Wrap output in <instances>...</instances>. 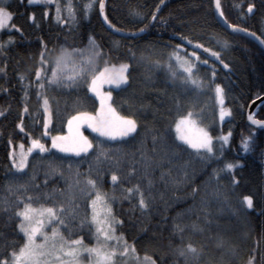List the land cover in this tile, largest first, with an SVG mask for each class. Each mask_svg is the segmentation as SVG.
Wrapping results in <instances>:
<instances>
[{
    "label": "trees",
    "instance_id": "trees-1",
    "mask_svg": "<svg viewBox=\"0 0 264 264\" xmlns=\"http://www.w3.org/2000/svg\"><path fill=\"white\" fill-rule=\"evenodd\" d=\"M58 2L60 20L57 0L44 4L5 0L4 6L14 14L11 24L17 28L0 34V256L23 243L16 209L25 202L69 207L71 200L73 210L60 231L67 239L80 236L86 246L94 244L90 201L95 189L85 180L91 177L107 194L112 214L122 221L116 223L117 236L123 234L128 245L135 246L136 258L126 264L141 263L145 254L156 264H248L250 258L252 264H264V129L255 130L246 118L250 103L264 94V51L223 29L213 0H108L105 14L115 28L146 31L133 40L104 27L99 0H92L91 9L83 7L88 0H72L74 18L66 7L69 0ZM249 3L254 5L252 15ZM220 5L226 22L264 36V0H220ZM90 36L102 49L98 67L105 61L130 65L128 85L113 91L112 103L122 115L137 120L135 135L108 141L88 132L93 143L88 154L35 153L24 172H15L12 150L18 153L21 143L26 148L33 138L51 143V137L44 135L43 99L38 92L49 98L51 136L66 133L70 115L94 112L99 106L88 80L72 87H48L44 79L41 89V79L35 76L38 67L51 74V62L62 46L84 49ZM197 41L219 53V63L188 45L199 46ZM42 49L49 65H41ZM174 51L199 56L196 77L203 85L172 76ZM217 84L224 89L230 112L222 124L214 93ZM189 110L212 135L214 155L202 158L177 140L175 121ZM256 118L264 121V105ZM228 133L224 144L219 139ZM245 136L251 137L248 150L242 145ZM236 161L240 163L233 169L223 167ZM113 171L121 178L115 185ZM135 184L145 191L147 209L138 206L137 195L129 198L125 192ZM245 195L253 197L251 208L242 199ZM177 224L183 232L176 230ZM189 242L196 246V254L187 252ZM122 261L121 257L116 264H125Z\"/></svg>",
    "mask_w": 264,
    "mask_h": 264
},
{
    "label": "snow or ice",
    "instance_id": "snow-or-ice-1",
    "mask_svg": "<svg viewBox=\"0 0 264 264\" xmlns=\"http://www.w3.org/2000/svg\"><path fill=\"white\" fill-rule=\"evenodd\" d=\"M29 4L34 2L48 3L49 0H28ZM162 2V0H161ZM216 8L220 9V0H215ZM5 0H0V29L9 25L13 18V12L8 7L4 6ZM93 6L92 0H88L84 4L85 9H91ZM69 16H75V10L72 5V0H69L66 5ZM254 5L248 4V11L251 12ZM99 11L104 16L111 27L115 28L114 24L108 20L105 12V0H99ZM61 6L57 0L56 7V19H61ZM47 15V10H45ZM220 15L223 17V11H220ZM155 17V13H153ZM32 19L35 18V14L32 15ZM226 20V18H225ZM12 28H17L16 24H10ZM233 29H237L238 25L230 24ZM248 31V29H243ZM252 35H255L253 33ZM261 43H264V36L257 37ZM9 41L13 37L9 36ZM187 39V37H185ZM90 45L86 53L85 49L66 48L61 47L59 53L54 57L51 62L50 71L51 75H47L48 69L44 67H38L35 70V76L41 79L39 87L43 89L45 87L43 80L46 79L50 84L62 83L67 79L68 82H75L81 78L88 80V88L91 92L95 93L96 98L99 100V106L94 112L90 111H77L74 115H70L67 120V133H57L51 136V148L59 149L62 152L71 153H87L89 149L93 147L92 140L88 136L84 135L81 131L82 125H87L94 132L98 133L100 137H107L115 139L117 137H127L130 133H134L137 130V120L132 115H122L111 103L112 92H105L102 89V85H117L120 86L124 82L128 81L129 77L126 74L129 65L127 63H121L119 66L115 64H109L105 61L104 66L98 67L93 61L92 54L100 56L102 49L95 42V38L89 37ZM199 44V42L197 41ZM2 46V42H0ZM181 47V46H178ZM199 47L203 48V44H199ZM212 52V49H207ZM79 54V59H75V54ZM172 56L176 57L179 66L187 73V79L191 80L193 84H197L198 80L193 79V68L195 64L193 61L186 57H181L179 53L173 52ZM196 59L199 56L195 52L192 53ZM213 55L219 56V53L213 52ZM41 65H49V61L45 59L44 49L40 54ZM171 67V65H169ZM227 67V65H225ZM42 73L44 74L42 76ZM176 75V73H173ZM215 75V73H213ZM23 79V76H21ZM217 98L221 104H223V89L216 85ZM27 95V93H26ZM37 95H42L43 98V111H44V129L46 134L48 125L51 123L52 113L49 106V98L46 94L40 92ZM24 112L28 111V105L25 104L23 108ZM226 113V109L221 108L220 116L223 119ZM254 124H264V121L258 120L253 114H249L248 117ZM23 127L22 123L19 125ZM176 137L188 145L191 149L195 150L197 155L202 158L208 154L214 155L213 137L209 131L201 126L195 114L189 110L187 114L179 115L174 124ZM231 133L222 136L220 139L223 143L228 142V137ZM155 137L153 140L155 141ZM251 137L245 136L242 140V145L245 150L250 148L249 141ZM99 143V141H98ZM221 144V150L223 148ZM25 146L21 143L20 152L16 154L14 151L9 155L13 157L12 163L17 169H25L28 164V154L32 153L33 149H38L39 152H47L49 146L42 143L39 138H33L31 145L24 150ZM18 156V158H17ZM239 161L226 162L223 167L226 169H233ZM187 175V173H185ZM163 178V176L161 177ZM118 174L113 171L111 174V180L115 185L120 181ZM86 183L95 189V193L90 201L92 214L91 221L95 225V239L96 243L91 245H85L83 237L78 236L76 239H67L60 231V226L66 224L65 217L72 211L71 200L69 207H66L63 203L59 205L47 206V205H34L31 202H25L22 208L17 207L16 216L19 219V229L23 233V243L18 248H13L9 255L0 256V264H82V254H86L88 258V264H115V257L118 254V248L113 246L110 242L117 241V244L122 248V254L126 255L131 247V251L135 252V246H129L128 242L123 239V234L119 237L115 235L116 223H122L118 221V218L112 214L111 204L108 201V196L96 187V180L91 177L85 178ZM79 183V181H77ZM151 183V181H149ZM83 192L84 189L82 188ZM193 191H196L194 188ZM125 192L131 198L132 194L138 197V206L143 210L149 207L148 200L143 188L139 184H135L125 189ZM150 196L151 193H148ZM23 200V197H20ZM243 201L247 206L251 208L253 206V197L251 195L243 196ZM32 197H28V201H31ZM84 221H81L83 224ZM52 225L51 232L47 231V228ZM176 230L183 232L181 225L177 224ZM192 227L195 229L196 225ZM122 241V243H121ZM186 250L189 253L196 254V246L189 242L186 245ZM185 250H180V255H185ZM145 261H150L151 264H156L152 257L145 254ZM249 264H252V258L249 260Z\"/></svg>",
    "mask_w": 264,
    "mask_h": 264
},
{
    "label": "rangeland",
    "instance_id": "rangeland-1",
    "mask_svg": "<svg viewBox=\"0 0 264 264\" xmlns=\"http://www.w3.org/2000/svg\"><path fill=\"white\" fill-rule=\"evenodd\" d=\"M49 1H50V2H53V0H49ZM36 3L44 4V3H41V2H34V3H32V4H36ZM10 24H11V22H10ZM10 24L7 25V26H5V28L0 29V34H2L3 32H9V31H11V26H10ZM89 45H90V41H89L88 45L84 48V49L86 50V53H87V51H88ZM178 49L181 50L180 48H178ZM177 53H179V52H177ZM179 55H180L181 57H186V58H188L189 60L193 61V63L195 64V67L193 68V79H197V77H196V75H195V71H196V69L198 68V65H199L201 62H200L199 60H197L196 57H194V56L192 55V53H190V55H182L181 53H179ZM98 57H99V56H96V55L94 54V52H93V54H92V58H93V61H94L95 63L97 62ZM75 59H77V60L79 59V54H78V53L75 54ZM172 61H173V63H172L173 65H172V67H173V70H174V72L171 71L172 76H174V77H178V78H180V79H184L185 81L190 82V84H193V83L191 82V80L187 79V73H185L184 70L179 66V62H177L175 56H172ZM120 64H121V63H120ZM120 64H118L117 66H119ZM127 64H128V63H127ZM128 65H129V64H128ZM129 68H130V65H129ZM129 68L127 69V72H126L127 75H128V72H129ZM173 73H176V75H173ZM50 75H51V74H50ZM81 80L85 81L86 79L81 78V79H79V80H77V81H75V82H68L67 79H65L64 82H62V83H58V84H50L48 81H46V83H47V86H48V87H49V86L72 87V86H74L75 84H77L78 82H80ZM197 80H199V79H197ZM201 84H202V83H201L200 81H198L197 84H193V85H201ZM127 85H128V81L124 82V83L121 84L120 86L104 84V85H102V89H103V91H105V92H108V91H111V92H112V98H111V103H112V100H113V91L118 90V89H120V88H123V87H125V86H127ZM202 85H203V84H202ZM204 87H205V85H204ZM222 89H223V88H222ZM90 92H91V91H90ZM214 93H215L216 100H217V105H218V108H219V114H218V116H219V122H220V124H222V123H224L227 119L230 118V112H229V110L225 107V102H226L225 92H224V89H223V104H221V103L219 102L218 98H217L216 87L214 88ZM91 94H93V95L95 96V93L91 92ZM42 99H43V98H42ZM112 104H113V103H112ZM42 106H43V104H42ZM113 106H114V105H113ZM42 108H43V107H42ZM221 108L226 109V113H225L223 119H221V116H220ZM52 121H53V119H51V123L48 125L47 133H49V131H50V129H51ZM197 121H198V120H197ZM198 123L200 124L199 121H198ZM200 125L203 126L202 124H200ZM203 127H204V126H203ZM43 128H44V126H43ZM207 130H208V129H207ZM67 131H68V128H67V125H66V133H67ZM81 131H83L84 135H86V136H88V132H89V133H91V134H93V135H95V136L100 137L98 133L94 132V131H93L91 128H89L86 124L81 126ZM136 131H137V130H136ZM136 131H135L134 133H130L127 137H117V138H115V139H110V138H107V137H100V138H102V139H106V140H108V141H119V140L128 139L129 137L135 135ZM174 132H175V127H174ZM209 133H210V132H209ZM44 135H45L46 137H51V135L46 134L45 129H44ZM175 135H176V134H175ZM88 137H89V136H88ZM176 138H177V137H176ZM89 139H90V137H89ZM177 140H178L180 143H182V144H184L185 146H187L188 148H190V147H189L188 145H186L183 141H180L178 138H177ZM219 140L222 141L221 139H219ZM228 141H229V137H228ZM213 142H214V139H213ZM222 142H223V141H222ZM227 143H228V142H227ZM227 143H224V144H227ZM30 145H31V143H30ZM30 145H29V146H30ZM29 146H28V147H29ZM28 147L24 148V150L26 151ZM91 149H92V148H91ZM91 149H89L87 153H80V154L78 155V154H76V153L62 152V151H60L59 149L51 148V143H50V145H49V149H48L47 152H43V153H41V152H39L38 149H33L32 153H29V154H28V160H29V158H30L33 154H35V153H41V154H47V153H59V154L66 155V156L79 157V156H82V155H86V154H88V153L91 151ZM190 149H191V148H190ZM191 150H193V149H191ZM13 151H14V150H12V152H13ZM193 151H195V150H193ZM14 152H15V151H14ZM19 152H20V151H19ZM19 152H18V153H19ZM15 153H16V152H15ZM18 153H16V154H18ZM17 158H18V156H17ZM27 166H28V164H27ZM27 166H26L25 169H17V168L13 165V169H14L15 172H19V173H20V172H24V171L27 169ZM92 225H93V227H94V231H95V225L93 224V222H92ZM55 226H57V225L49 226V227L47 228V231L51 232L52 227H55ZM114 227L116 228V224L114 225ZM21 233H22V232H21ZM22 234H23V233H22ZM115 235L117 236L116 231H115ZM117 237H119V236H117ZM95 243H96V239H95L94 244H95ZM110 243H111L113 246H116V247L118 248V254H117V256L115 257V264H116V262L119 260V258H121V257L123 258V261H122V262H125V264H126V263H129L130 260H135L136 257L134 256V252H132L131 249L129 250V252H128L126 255H123V254H122V248L119 247V245L117 244V241H116V240H113V241H111ZM121 243H122V241H121ZM136 260H137V259H136ZM132 262H133V261H132ZM136 262H137V264H148V261H145V259L142 260L141 263L138 262V261H136ZM82 264H88V258H87V255H86V254H82ZM132 264H134V262H133ZM248 264H249V263H248Z\"/></svg>",
    "mask_w": 264,
    "mask_h": 264
},
{
    "label": "water",
    "instance_id": "water-1",
    "mask_svg": "<svg viewBox=\"0 0 264 264\" xmlns=\"http://www.w3.org/2000/svg\"><path fill=\"white\" fill-rule=\"evenodd\" d=\"M108 2V0H105V6H106V3ZM220 8H221V5H220ZM213 9H214V13H215V16H216V19L217 21L219 22L220 26L225 29L226 31L230 32V33H234V34H237V35H240V36H243L249 40H251L256 46H258V48H260L261 50L264 51V43H261L260 39H258L257 37H260L259 35H257L255 33V35H252L254 32H251V31H243L244 28H241L238 26L237 29H233L231 28L229 25L230 23L226 22L224 20V18L220 15V11L221 9H217L216 8V4H215V0H213ZM250 14L252 15L253 14V9L252 11L250 12ZM104 15L105 12H104ZM99 17H100V20L102 22V24L104 25V27L113 35L115 36H118V37H121V38H125V39H130V40H133V39H137L143 35L146 34V31H140V32H135V33H128V32H124V31H121L117 28H113L111 27V25L105 21L104 19V16L101 15L100 11H99ZM190 47L192 49H196L197 51L205 54L208 58H210L211 60H213L214 62L216 63H219V60L217 58V56L213 55V53L207 51V49L205 48H201L199 47L198 45H194V44H190ZM264 105V94L258 98H256L255 100H253L249 107H248V110H247V114H246V118H247V123L253 127L255 130L256 129H264V124H254L251 120L248 119L249 117V114H253L256 118V113H257V110L262 106ZM257 119V118H256ZM259 120V119H258ZM255 132V131H254Z\"/></svg>",
    "mask_w": 264,
    "mask_h": 264
},
{
    "label": "bare ground",
    "instance_id": "bare-ground-1",
    "mask_svg": "<svg viewBox=\"0 0 264 264\" xmlns=\"http://www.w3.org/2000/svg\"><path fill=\"white\" fill-rule=\"evenodd\" d=\"M214 10V9H213ZM215 14V13H214ZM124 32H126V31H124ZM128 33H131V32H128ZM133 33H135V32H133ZM121 38V37H120ZM130 40V39H129ZM189 46H190V44H188ZM195 75H196V71H195Z\"/></svg>",
    "mask_w": 264,
    "mask_h": 264
}]
</instances>
